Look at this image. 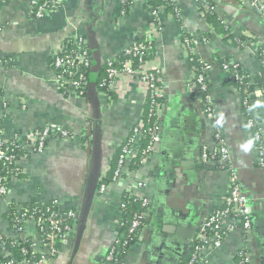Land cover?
Returning <instances> with one entry per match:
<instances>
[{
    "label": "crops",
    "instance_id": "crops-1",
    "mask_svg": "<svg viewBox=\"0 0 264 264\" xmlns=\"http://www.w3.org/2000/svg\"><path fill=\"white\" fill-rule=\"evenodd\" d=\"M45 1L0 4V59L6 61L0 66V125L6 141L46 127L64 128L73 137L53 138L43 152H32L19 162L24 177L13 178L8 196L0 199L2 237L19 236L13 217H8L16 205L54 203L78 216L86 206L79 239L74 232L68 241L52 246L31 220L20 238L48 256V264H108L106 258L121 237L117 222L126 193L138 190L139 176L147 184L148 221L121 264H181L205 220L225 208L234 174L249 198L251 228L245 235L237 228L221 247L209 246L203 256L209 264H237L239 253L245 251L251 264H264V167L248 126L253 118L264 132V61L259 55L264 22L256 11L242 0H206L228 27L226 34H216L207 11L199 10L194 0H172L174 8L161 9L155 64L162 69L165 88L162 139L148 163L124 182L109 183L100 195L99 185L111 174L120 149L146 110L138 80L119 76L109 96L100 89L101 70L151 28L150 5L147 0H130L129 13L120 17L118 0H63L59 10L37 18L35 8ZM208 35L207 44L200 41ZM77 36L87 40L93 65H98L96 90H91L90 79L83 98L61 91L52 65L62 45ZM184 37L198 40L194 58L212 65L208 83L230 150L227 163L203 161L204 148L215 147V139L202 95L191 87L198 63L189 59ZM225 59L240 64L250 80L247 113L240 92L221 67ZM248 140L253 146L244 152L240 145Z\"/></svg>",
    "mask_w": 264,
    "mask_h": 264
},
{
    "label": "built area",
    "instance_id": "built-area-1",
    "mask_svg": "<svg viewBox=\"0 0 264 264\" xmlns=\"http://www.w3.org/2000/svg\"><path fill=\"white\" fill-rule=\"evenodd\" d=\"M123 4L128 0H120ZM244 4H249L253 8L258 17L264 22V0H242ZM4 0H0V4ZM195 3H201L207 6L206 0H194ZM63 0H50L38 4L35 8V16L37 18H44L48 13L59 10L62 6ZM163 8H174L172 0H166V5L151 11V28L143 35L142 42H134L130 47L124 50L128 59L120 64L117 60L108 62L106 76L101 84L102 87L106 86L108 91L112 93L115 90V82L119 76H127L132 79L138 80L142 85L144 94L146 96V105L149 106V121L147 116H143L141 121L133 128L130 137L123 145L121 153L118 158V168L115 171L111 183L124 182L129 179L131 174L137 170H131L133 159L141 154L140 165L149 162L150 158L156 153L157 147L162 139V115L165 105V88L162 69L156 66L159 60V53L157 49V37L160 32L159 27V13ZM176 10V9H175ZM208 10V8L206 9ZM178 13V12H177ZM126 16L125 10L120 14V17ZM200 41L207 44L209 38L201 37ZM198 40H186V52L188 57L193 63H198V68L195 73L194 79L191 81L193 92L202 95L204 104V114L208 119L215 139V147L204 148L202 158L205 163L211 161L228 162L230 159V150L226 144L223 129L217 115L212 97L210 95V87L208 83V74L212 70V65L201 62L194 58L196 43ZM157 51L155 58L147 59L146 55L153 54ZM264 61V49L259 54ZM0 63H2L0 61ZM53 68L56 72V77L61 91L67 95H74L75 97L83 98L87 95L90 84V73L93 67V56L89 49L87 40L82 36L67 41L62 45V50L59 54L53 57ZM222 69L227 72L229 79L235 84L237 90L240 92L243 101V108L247 111L249 109L248 89L243 86L246 84L247 73L241 70L239 65L235 62L226 63L222 62ZM249 86V84H248ZM1 99V98H0ZM249 128L253 131V136L256 141V147L260 153V163L264 167V132L257 129L256 123L253 118H250ZM0 134H3L0 130ZM73 136L64 128H50L36 129L27 132L24 136H16L13 140L17 144L12 146L6 145L7 141L4 136L0 138V163L4 168L8 165H19L22 159L30 156L32 152H43L51 139L59 138L62 140H69ZM146 140V146L143 147V141ZM22 152L19 157L17 153ZM9 180L8 177H0V199H4L9 193ZM108 187V183L102 182L99 185V193L103 195ZM147 184L137 176V191L132 188L126 193V199L132 198L139 200L143 206L147 207V211L143 214L137 215L130 228V233L137 232L141 227L146 226L148 221V213L150 210V200L145 194ZM126 199L122 207L126 206ZM225 208L213 211L209 217L202 224L199 236L193 242L192 247L195 246L196 257L190 264H209L207 257L203 253L209 246L217 249L222 246L227 235L237 228L243 230L244 235L251 228L250 220V206L249 198L241 189L236 177L233 174L232 182L230 185V195L227 198ZM33 207V208H30ZM16 205L13 209V225L17 233L16 241H22L21 234L24 233V227L27 221H34L42 235L45 243L54 246L56 243L68 241L75 232L74 222L78 215L73 210H61L56 204H34L33 206ZM118 227L121 229V237L117 240L114 247L111 249L110 254L106 260L108 264H116L117 257L121 250L125 248L127 242L123 241L125 232L122 231L124 227V219L122 215L118 219ZM142 233V232H141ZM141 236V234H140ZM139 236V238H140ZM139 240V239H138ZM23 242V241H22ZM33 249V248H32ZM34 252L35 249H33ZM23 253H27L23 249ZM8 252L0 251V256L8 258ZM38 254V253H37ZM198 255V256H197ZM40 258L35 260L34 264H48L50 258L46 255L39 254ZM52 256H56V251L52 252ZM239 261L237 264H251V259L245 251L239 253ZM0 264H29L27 259H10L0 262Z\"/></svg>",
    "mask_w": 264,
    "mask_h": 264
},
{
    "label": "trees",
    "instance_id": "trees-1",
    "mask_svg": "<svg viewBox=\"0 0 264 264\" xmlns=\"http://www.w3.org/2000/svg\"><path fill=\"white\" fill-rule=\"evenodd\" d=\"M46 1L49 2L50 0H46ZM147 1H148L149 5H150V9H152V10L161 8V7L166 5V0H147ZM208 4L209 5H207V6H203V4H201L199 2L196 3L197 7L201 11H205L208 8V10H206L207 12H205V15H206L205 17L207 18V22H209L210 25L213 26L214 32L216 34H226L228 32V27L225 26L224 24H222L221 20H219L217 14L215 13L216 12L215 5L211 1H208ZM130 6H131V1L130 0H128V2L124 3V4L120 0H118V8H117L116 12L120 15L121 12L123 10H125L126 15H127L129 13ZM167 9H170V8H167ZM178 18L179 17H177V19ZM205 37L209 38V35L205 36ZM143 40H144V38L142 37V38L137 39L136 42H142ZM186 40H191V38L190 37H184L183 38V43L184 44H185ZM156 55H157V51L155 50V51H153V54L146 55V58L147 59H152V58H155ZM127 59H128V57L125 55V53L123 51L121 56L118 58L117 63L122 64ZM0 61L2 62V63H0V66L5 65L6 61L4 59H0ZM223 62L231 64L234 61H231V59H225V60H223ZM238 65H239V67L242 70L241 65L240 64H238ZM106 70H107V67L103 68L101 70V78L99 80L101 84L103 83V80H104L103 79L101 81V79L103 78L104 75L106 76ZM248 81H250V80H248V77H247V79H245L246 84L243 86V88L247 87V89H248V87H249L248 86V84H249ZM100 83H99V85H100L101 91H103L104 93L108 94L109 96H113V94L108 91L107 87L106 86L102 87ZM3 95H4L3 91L0 90V98H2ZM246 113H247V111H246ZM148 115H149V106L146 105V110L144 112V116H147V120H148L147 122H148V124H151L152 120L149 121ZM0 130H2V132H3V129H2L1 125H0ZM2 137H3V134H0V138H2ZM143 143H144L143 147H145L147 141L144 140ZM13 144H17V141L12 139V140L7 141L6 145L12 146ZM121 149H120V153H121ZM120 153H119V155H120ZM17 155H19V157H20L22 155V152L17 153ZM118 158H119V156H118ZM118 158L112 164L111 174L109 175V177H107L104 180L105 183L109 184V183L112 182V179L114 177L115 171L118 168ZM140 159H141V154H139L138 156H136L133 159L132 165H131V170L138 169V167L140 166ZM2 176L8 177V180H9V183H10L13 178H23L24 177V173H23V171H22V169H21V167L19 165H10V166L8 165L7 168H4L2 163H0V177H2ZM125 199H126V196H125ZM26 206L30 207V206H33V205H29L28 204ZM30 208H33V207H30ZM13 211L8 216L10 219L13 217ZM146 211H147V207L143 206V203L141 201L134 200L132 198H127L126 199V206L122 207L121 215H122V217L124 219V227H123L122 231L125 232V238L123 239V241L124 242L126 241L127 244H126L125 248H123V250H121L120 254L118 255L116 264H121V262H122L123 258L125 257L126 253L138 241L139 236H140L142 230L144 229V227H141L135 233H130V228L132 226V223H133L135 217L137 215L145 213ZM146 225H147V221H146ZM2 236H4V235L0 234V251L8 252L9 253L8 254V258H10V259L16 258V259H19V260L27 259L29 261V264H34L33 262L40 258L39 254L34 252L32 247L30 246V243H25V242H22V241H16L15 239L6 238V237H2ZM23 249H26L27 253H23ZM8 258H4V256L1 255L0 256V262L6 261V260H8ZM194 259H197L196 261H198V257H196L195 246H194V248L192 247V249H190V251L183 256L181 264H190ZM239 259H240V257L238 258V261H239Z\"/></svg>",
    "mask_w": 264,
    "mask_h": 264
},
{
    "label": "water",
    "instance_id": "water-1",
    "mask_svg": "<svg viewBox=\"0 0 264 264\" xmlns=\"http://www.w3.org/2000/svg\"><path fill=\"white\" fill-rule=\"evenodd\" d=\"M97 67H98V65H95V67H94V65H93V67H92V70H91V74H90V79H91V90H93V91H95L96 90V86H97V77H96V74H97ZM94 69H95V71H94ZM99 69V68H98ZM97 185L98 184H96V185H93L92 186V192H94L96 189H97ZM87 205H88V203H87ZM85 206V205H84ZM86 207V206H85ZM85 207L83 208V211H82V213L80 214V216H78L77 217V219L75 220V222L77 223V225H74V229H75V234H76V236H77V239H79L80 238V236H81V234H82V231H83V227L84 226H82V221H83V218L86 216L85 214H86V210H85Z\"/></svg>",
    "mask_w": 264,
    "mask_h": 264
},
{
    "label": "clouds",
    "instance_id": "clouds-1",
    "mask_svg": "<svg viewBox=\"0 0 264 264\" xmlns=\"http://www.w3.org/2000/svg\"><path fill=\"white\" fill-rule=\"evenodd\" d=\"M260 106V105H257ZM253 146V141L252 140H248L245 143H242L240 145V148L244 151V152H249L252 149Z\"/></svg>",
    "mask_w": 264,
    "mask_h": 264
}]
</instances>
